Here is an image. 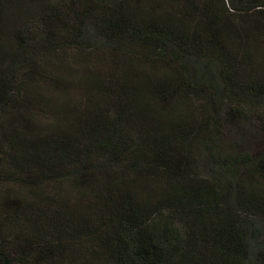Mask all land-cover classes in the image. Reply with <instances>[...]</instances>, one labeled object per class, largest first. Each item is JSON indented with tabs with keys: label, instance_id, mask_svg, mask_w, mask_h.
I'll return each instance as SVG.
<instances>
[{
	"label": "trees",
	"instance_id": "trees-1",
	"mask_svg": "<svg viewBox=\"0 0 264 264\" xmlns=\"http://www.w3.org/2000/svg\"><path fill=\"white\" fill-rule=\"evenodd\" d=\"M263 109L264 0H0V264H264Z\"/></svg>",
	"mask_w": 264,
	"mask_h": 264
},
{
	"label": "rangeland",
	"instance_id": "rangeland-1",
	"mask_svg": "<svg viewBox=\"0 0 264 264\" xmlns=\"http://www.w3.org/2000/svg\"><path fill=\"white\" fill-rule=\"evenodd\" d=\"M72 95L75 96V92ZM217 118L221 130L215 141L220 146L231 151L248 150L253 154H257L264 147V109L258 115L250 114L235 122H228L223 114Z\"/></svg>",
	"mask_w": 264,
	"mask_h": 264
}]
</instances>
